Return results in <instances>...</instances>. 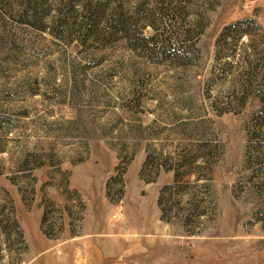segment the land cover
Here are the masks:
<instances>
[{
    "label": "rangeland",
    "instance_id": "rangeland-1",
    "mask_svg": "<svg viewBox=\"0 0 264 264\" xmlns=\"http://www.w3.org/2000/svg\"><path fill=\"white\" fill-rule=\"evenodd\" d=\"M262 77L264 0H0V264H264ZM147 152L209 186L193 228Z\"/></svg>",
    "mask_w": 264,
    "mask_h": 264
},
{
    "label": "trees",
    "instance_id": "trees-1",
    "mask_svg": "<svg viewBox=\"0 0 264 264\" xmlns=\"http://www.w3.org/2000/svg\"><path fill=\"white\" fill-rule=\"evenodd\" d=\"M89 10H93V12H96L95 9H92V7H89ZM108 22V21H107ZM239 23V22H238ZM238 23H235L234 25L226 26L223 29V32L221 33L219 39L217 40V49H216V56L217 59L220 57V51H222V46H220V42L224 39L226 34H229L231 32H235L236 34H241L243 29H238ZM154 26L152 21L144 22L143 24ZM142 39L145 42L152 41L153 44L158 43V38L156 35H152L150 37H145L144 35H141ZM153 46V45H152ZM258 91L264 92V77H262L258 82ZM198 150V149H197ZM195 150V151H197ZM165 157V156H164ZM195 158V155H192V159ZM190 159V162H193V160ZM163 155L162 153L158 152L154 157L152 153L147 152L144 162L141 166L140 175L141 178L144 181H153L157 178L159 175L161 169L163 170H174V180L173 183L167 184L163 186L160 191L157 198V205L159 207V210L161 212V218L166 219L167 221L172 218H179L181 216V212L186 209L187 212L183 213L184 222L186 226L193 228L195 224V220L199 218L201 215L206 214L212 206V200H211V192L209 191V186L204 189L206 185L203 184H197L196 181L200 179V176H196L195 180L192 183H185L186 189H193L191 191V196L188 200V205L183 206L180 205L176 196L185 191L182 184H178V178L180 176V171L178 167H172L171 165H166L163 161ZM184 162L182 164L188 163L187 160H183ZM149 171L147 174L148 178L145 177V174ZM150 174V175H149ZM121 184L122 183V176L120 177ZM202 187V189H199L198 187ZM108 188V187H107ZM183 189V190H182ZM34 190V189H33ZM32 190V191H33ZM175 195V196H174ZM174 196V197H173ZM9 206V205H8ZM6 208V205L4 204L2 207L3 209ZM3 214V213H0ZM193 229H190V232H192ZM0 235H2L4 238H9V236H13L16 241L20 244L22 247V250H25L26 244L24 240V235L22 228L15 216L14 210L12 206L10 205L8 208V211L0 216Z\"/></svg>",
    "mask_w": 264,
    "mask_h": 264
}]
</instances>
